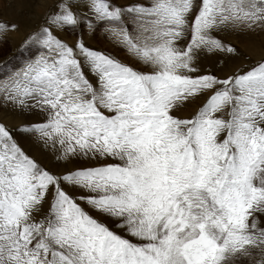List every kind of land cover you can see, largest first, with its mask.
Returning a JSON list of instances; mask_svg holds the SVG:
<instances>
[{
    "label": "snow or ice",
    "instance_id": "1",
    "mask_svg": "<svg viewBox=\"0 0 264 264\" xmlns=\"http://www.w3.org/2000/svg\"><path fill=\"white\" fill-rule=\"evenodd\" d=\"M13 41L0 264H264V0H25Z\"/></svg>",
    "mask_w": 264,
    "mask_h": 264
},
{
    "label": "rangeland",
    "instance_id": "2",
    "mask_svg": "<svg viewBox=\"0 0 264 264\" xmlns=\"http://www.w3.org/2000/svg\"><path fill=\"white\" fill-rule=\"evenodd\" d=\"M7 2L12 4L11 8L6 7L3 4H0V15L6 18H12V15L16 12V10L25 5V0H7ZM18 22H20L21 24H26L24 20H20ZM260 40H261L260 37H252L251 40L233 37L234 43L237 44L241 52L244 53L245 55L248 54V51L251 47V41H255L256 43H259ZM16 43H18V41H13L8 47L4 48L3 51H0V60H3L4 57L7 55V53L15 48ZM92 43L97 47L107 46L106 41L99 36L96 39H94Z\"/></svg>",
    "mask_w": 264,
    "mask_h": 264
}]
</instances>
